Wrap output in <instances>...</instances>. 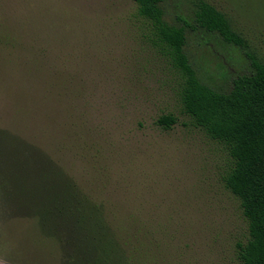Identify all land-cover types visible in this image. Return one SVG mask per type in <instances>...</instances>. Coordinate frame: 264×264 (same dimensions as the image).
Masks as SVG:
<instances>
[{"label":"rangeland","instance_id":"rangeland-1","mask_svg":"<svg viewBox=\"0 0 264 264\" xmlns=\"http://www.w3.org/2000/svg\"><path fill=\"white\" fill-rule=\"evenodd\" d=\"M205 1L242 49L198 27L196 0H162L164 20L187 24L200 82L228 92L250 57L264 63V0ZM149 38L131 0H0V264L94 262L73 255V230L47 235L20 196L28 144L102 204L114 264H238L246 222L222 185L229 158L182 113L181 78Z\"/></svg>","mask_w":264,"mask_h":264},{"label":"trees","instance_id":"trees-1","mask_svg":"<svg viewBox=\"0 0 264 264\" xmlns=\"http://www.w3.org/2000/svg\"><path fill=\"white\" fill-rule=\"evenodd\" d=\"M131 1L147 24L152 44L181 78L182 113L207 138L219 144L229 158L222 185L237 200L246 222L245 239L235 245L238 264H264V63L250 57L249 72L236 76L228 92L216 91L200 82L185 52L187 24L165 22L162 0ZM194 17L204 31L218 35L226 44L243 48L242 36L226 15L209 2L196 0ZM175 123L176 118L170 114L156 121L163 130ZM28 146L31 155L26 163L27 181L31 188L24 189L20 196L35 203L39 225L47 235L57 234L56 226L73 230V255L81 257L83 263V258L94 256L92 264H114L121 248L112 229L97 222L102 204L94 202L49 155L30 144L25 147Z\"/></svg>","mask_w":264,"mask_h":264}]
</instances>
